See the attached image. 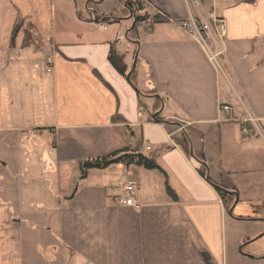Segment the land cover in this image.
Segmentation results:
<instances>
[{
    "label": "crops",
    "instance_id": "obj_1",
    "mask_svg": "<svg viewBox=\"0 0 264 264\" xmlns=\"http://www.w3.org/2000/svg\"><path fill=\"white\" fill-rule=\"evenodd\" d=\"M140 1L166 19L138 27L130 18L125 38L109 29L98 34L93 28H107L82 15L76 28L50 40L36 24L24 23L20 49L51 55V111L35 98L36 129L48 137L40 158L37 146L19 144L16 151L18 157L26 151L24 173L31 177L40 167L45 176L39 205L56 246L37 259L30 234L25 252L12 220L21 210L11 214V206L0 204V264H201L199 249L213 264H264V0H201L192 11L225 20L224 37L213 29L206 37L216 63L198 37L179 26L188 16L184 0ZM17 12L13 0H0V19H16ZM6 46L9 53V37ZM111 47L125 54L127 74L135 68L136 87L108 61ZM152 114L161 121L149 119ZM246 125L249 134L241 130ZM180 134L188 137L191 155L177 142ZM124 147L153 152L160 169L113 164L80 178L82 160ZM194 153L203 155L209 178L218 181L225 173L235 186L230 209L198 172ZM37 159L41 163L33 164ZM130 170L138 187L134 204L126 206L121 191ZM237 221L249 225L240 231ZM242 243L248 252L242 253Z\"/></svg>",
    "mask_w": 264,
    "mask_h": 264
},
{
    "label": "rangeland",
    "instance_id": "obj_2",
    "mask_svg": "<svg viewBox=\"0 0 264 264\" xmlns=\"http://www.w3.org/2000/svg\"><path fill=\"white\" fill-rule=\"evenodd\" d=\"M13 1L16 11L18 10L17 14L25 19L24 23L36 24L48 40L51 36L63 37L69 30L76 28L74 21L78 19V12L84 18L91 17L99 24L105 23L107 30L93 28L98 34L109 29L117 32L120 38H125L126 26L131 23L128 18L129 9L120 0H54L52 4L44 0ZM184 1L187 7L186 0ZM138 13L141 15L144 12ZM114 18H119L120 22L116 23ZM13 20L0 19V73L4 72L2 74L6 78L0 82V204L11 206V214L14 210L17 213L21 210L19 215L12 214V220H16L20 225L25 252L29 235L34 237L32 251L36 254L32 255L39 259L41 254L46 255V249L56 246L54 238L46 234L50 225L39 205L44 202L43 189L47 185L44 183L45 176L40 167L32 171V178L28 175L30 173H24V165H27V169L30 167L25 164L26 151L23 149L18 157L16 150L19 144L22 148L37 146L38 151L35 154L40 158L46 145L48 137L45 132L36 129L40 126L35 124L31 109L33 103L38 102L35 98L40 96L39 102L47 105L49 113L51 111V75L47 72L48 58L51 55L47 49L39 52L29 48L22 50L19 44L10 48L11 50L8 48L9 53L4 52ZM140 25L141 22H137V26L141 27ZM15 49L17 54L13 53ZM37 86L41 89L36 93ZM19 160L23 162L22 169L18 168ZM35 162L41 163L40 159L35 160L33 164ZM28 178L32 179L30 183ZM29 191L32 194H29ZM24 212L29 214L25 215ZM236 225L243 231L249 222L237 221ZM244 244L241 245L242 253L250 250Z\"/></svg>",
    "mask_w": 264,
    "mask_h": 264
},
{
    "label": "trees",
    "instance_id": "obj_3",
    "mask_svg": "<svg viewBox=\"0 0 264 264\" xmlns=\"http://www.w3.org/2000/svg\"><path fill=\"white\" fill-rule=\"evenodd\" d=\"M121 2H124L126 6L129 9V12L132 13V18L135 19L136 22H143L147 19H151L152 24L162 22L164 19V15L160 12H154L149 13L146 8L147 6L145 3H143L140 0H120ZM143 11V14H139L138 12ZM77 16L80 18L81 14H77ZM89 20H92L89 18ZM25 19L21 17L19 14H17L16 19H14V23L12 25L10 36H9V46L10 48L15 47L16 40L18 39L19 33L23 28ZM116 21V18L114 19ZM135 26H133L130 29V32H135ZM124 53H120L118 50L111 47L109 53H108V61L110 64L122 75L126 76V65L124 62ZM128 82L133 86L136 87L135 83V68L132 70L131 75L128 79ZM138 97L141 96V93L137 92ZM156 105H159L160 98H155ZM113 119L116 121H122V117H120L118 114L113 116ZM152 120L160 122L161 118L160 115H153L152 114ZM177 142L179 145L183 148V150L186 152V154L191 155L190 150V142L186 135L180 134V136L177 139ZM54 143V142H53ZM193 155V154H192ZM198 161H199V167L198 172L203 176L204 178H207L209 181L213 182L214 186L216 187L218 194L220 195L222 201L224 202L226 209H230V207L234 204L236 201V188L230 180H228V177L225 173H222L221 178L218 181H213L211 178L207 175V168L203 159V155L200 153H194V155ZM113 164H122L124 166H142L146 169H160L158 163H157V157L156 154L153 152L150 153H144L140 151L139 148H130V147H124L121 149L114 150L110 153H106L103 155H99L93 158H89L86 160H82L79 163V176L80 178H84L87 174V172L90 169H105ZM167 192L171 196H175L174 191L167 186ZM197 255L199 257V260L201 264H213L212 257L205 249H199L197 251Z\"/></svg>",
    "mask_w": 264,
    "mask_h": 264
},
{
    "label": "built area",
    "instance_id": "obj_4",
    "mask_svg": "<svg viewBox=\"0 0 264 264\" xmlns=\"http://www.w3.org/2000/svg\"><path fill=\"white\" fill-rule=\"evenodd\" d=\"M186 4L188 9V16L178 22L179 26L189 34L197 36L200 43L204 45V47L209 52L210 58L216 63L215 55L211 54V52L209 51L206 37L209 31H211L212 29L217 32L219 37H224L227 31L225 20L222 17L216 16L214 12H210L208 20H204L203 18L195 16L192 11L194 9H200L202 7L201 0H186ZM142 23L145 27H148L150 24H152L151 19H147ZM99 25L104 29L106 28V25L104 23H100ZM221 110L223 112H227L230 110V106L222 105ZM140 111H144L142 106L140 107ZM149 119L152 120L151 117ZM247 122L250 123L254 128L257 127V121L254 118L249 117ZM182 128L183 125H180V129ZM241 130L244 134H249L251 128L246 125L243 126ZM146 149L149 150L150 148L146 147ZM137 187L138 183L134 177V173L130 170L128 171L127 181L122 186L121 191V202L124 205L131 206L134 204V196L136 194Z\"/></svg>",
    "mask_w": 264,
    "mask_h": 264
},
{
    "label": "water",
    "instance_id": "obj_5",
    "mask_svg": "<svg viewBox=\"0 0 264 264\" xmlns=\"http://www.w3.org/2000/svg\"><path fill=\"white\" fill-rule=\"evenodd\" d=\"M129 18H132V13L130 12V15H129ZM136 24V20L133 19V25ZM129 76H130V72L127 74V79H129Z\"/></svg>",
    "mask_w": 264,
    "mask_h": 264
}]
</instances>
